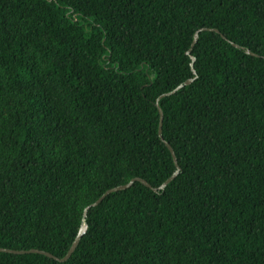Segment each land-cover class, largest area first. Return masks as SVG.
Returning <instances> with one entry per match:
<instances>
[{"label": "trees", "instance_id": "trees-1", "mask_svg": "<svg viewBox=\"0 0 264 264\" xmlns=\"http://www.w3.org/2000/svg\"><path fill=\"white\" fill-rule=\"evenodd\" d=\"M165 141L0 264H264V0H0V248Z\"/></svg>", "mask_w": 264, "mask_h": 264}, {"label": "water", "instance_id": "water-1", "mask_svg": "<svg viewBox=\"0 0 264 264\" xmlns=\"http://www.w3.org/2000/svg\"><path fill=\"white\" fill-rule=\"evenodd\" d=\"M203 31H215L217 33H220V30L218 29H208V28H203L201 30H199L196 34H195V38H194V41L192 43V46H191V49L188 51V55L191 56L192 58V68L193 70L195 71V68H194V65H195V61H196V58L192 55V52H193V49L194 47L196 46L198 40H199V37H200V33L203 32ZM235 47L237 48H242L241 46H239L238 44L236 43H233L231 42ZM243 49H246V48H243ZM246 52L248 54H251V55H254V56H258L257 54L253 53L250 49H246ZM194 81V78L193 79H189L187 80L185 83L181 84L179 87H177L175 90H173L172 92H169V93H166L164 95H162L157 103H156V106L158 107L159 111H160V115H161V121H160V137L164 140V136H163V123H164V112L160 106V100L161 98H164V97H167V96H170V95H173V94H176L179 90L183 89L185 86H188V85H191ZM165 143L167 144L168 148L170 149L173 157H174V160H175V163H176V166H177V171L162 185L160 186L159 188H154L148 181L142 179V178H136V179H133L130 183L126 184V185H121V186H118V187H115L113 189H110L108 190L102 197H100L95 203H93L90 207L86 208L85 210V214H84V221H83V224H82V227L78 233V236L76 237L71 249L69 250L68 254L64 257V258H58L56 256H54L53 254L51 253H48V252H45V251H42V250H39V249H31V250H11V249H5V248H0V252H6V253H12V254H31V253H35V254H43V255H46L50 258H53V259H56L60 262H66L68 261L72 255L75 253L77 247L79 246L83 236L86 234L87 230H88V223L86 221V217L88 215V211L90 208L92 207H96L98 206L99 204H101L104 199L109 196L110 194L114 193V192H118V191H123V190H127L129 188H131L133 186V184L137 181L139 182H142L144 185H146L147 187L153 189L155 192H160V191H164L167 186L172 183L178 176L179 172H180V166H179V163H178V159H177V156H176V153L173 149V147L165 141Z\"/></svg>", "mask_w": 264, "mask_h": 264}]
</instances>
